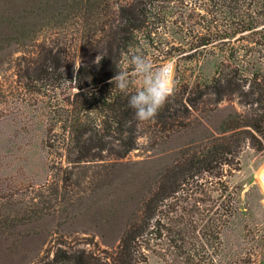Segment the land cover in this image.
<instances>
[{
  "label": "rangeland",
  "instance_id": "374dc122",
  "mask_svg": "<svg viewBox=\"0 0 264 264\" xmlns=\"http://www.w3.org/2000/svg\"><path fill=\"white\" fill-rule=\"evenodd\" d=\"M137 1L0 0V264H72L53 260L60 249L111 257L172 172H183L180 190L156 210L162 232L144 237L139 264H179L171 228L190 232V264H264V24L229 34L252 15L264 19L248 0L235 15L210 0L164 3L168 19L153 38L139 34L124 71L140 89L133 55L169 65L175 89L201 83L180 94L194 104L166 123L139 121L136 146L125 153L113 139L100 158L70 161L61 125L62 107L79 89L71 76L118 40L122 8ZM197 7L216 11L225 38L193 47L203 30ZM54 56L63 78L43 81L37 68ZM211 155L213 164L192 161Z\"/></svg>",
  "mask_w": 264,
  "mask_h": 264
},
{
  "label": "trees",
  "instance_id": "16d2710c",
  "mask_svg": "<svg viewBox=\"0 0 264 264\" xmlns=\"http://www.w3.org/2000/svg\"><path fill=\"white\" fill-rule=\"evenodd\" d=\"M155 1V2H154ZM138 0L137 2H129L122 8V17L124 22L120 27L121 34L118 40H109L106 44V49L100 57V62L93 64H81L76 70L75 75L71 78L75 82L73 88H79L77 91H72L69 95L66 105L63 110L67 115H64V124L61 128L65 132L67 152L73 157L70 161H90L100 158V152L110 148L113 139L119 142L122 152L125 153L133 149L136 145V130L139 120L135 118L134 110L129 107L128 100L132 94L139 90L135 80H129L130 87L127 92L116 87V81H109L120 74V70H124V56L128 55L132 48L139 43L141 32H145L146 36L153 38L155 26L164 25L168 19V8L164 3L177 1L185 3L183 0ZM244 1L247 0H210L211 4L222 6L228 9L229 13L239 14V9L244 6ZM150 3V7L148 6ZM247 4V3H246ZM160 6V7H159ZM248 7L251 8L252 14L264 16V0H248ZM198 14L201 15L200 21L202 34L200 40L193 44V47L207 46L214 41L225 38L227 31L218 25V18L215 16L214 9L197 7ZM217 21V22H216ZM240 22H237V26ZM261 24H264V19L258 20L252 15L249 22L236 27L232 32L245 31L253 29ZM215 26L219 33L212 36L210 31ZM53 63L43 62L40 68H37L39 78L43 81L57 80L61 81L64 72L61 70V59L54 56ZM54 64V65H52ZM231 81L230 78L227 79ZM217 81H220L217 79ZM221 82H219L220 84ZM201 83L193 84L190 82L181 83L176 88L174 94L169 97L168 102L160 110L154 119H159L167 122V118L176 115L180 111L189 110L193 100L184 98L180 94L185 91L201 90ZM72 88V89H73ZM181 89V90H180ZM183 92V93H182ZM73 96V97H71ZM58 124H52L50 131H55ZM52 146V145H51ZM217 159L213 155L207 158L199 156L193 158V162L206 165L213 164ZM185 170V169H184ZM183 172H172L165 178V183L158 190L152 193L144 202L143 209L136 220L128 227L126 233L122 237L120 244L115 254L111 257L101 258L86 250L75 252H66L62 249L58 250L54 256V261L60 263V257H67L72 264H139L147 260L145 255L146 244L144 237L155 231L162 232L160 227L156 230L157 225H161V219H155L156 210L161 202L171 200L180 190L181 181L179 179ZM181 180V179H180ZM164 203V202H163ZM162 203V204H163ZM183 224L185 226L183 216ZM160 229V230H159ZM170 244L175 248L176 262L179 264H190L191 257L185 255L184 239L189 237L190 232L184 229L177 231L170 229ZM168 234V233H167ZM175 234V235H174ZM177 235V236H176ZM148 244V243H147ZM187 257V258H186ZM185 258V259H184ZM49 264V263H45Z\"/></svg>",
  "mask_w": 264,
  "mask_h": 264
},
{
  "label": "clouds",
  "instance_id": "9594fccd",
  "mask_svg": "<svg viewBox=\"0 0 264 264\" xmlns=\"http://www.w3.org/2000/svg\"><path fill=\"white\" fill-rule=\"evenodd\" d=\"M95 62L98 64L100 57H97ZM131 63L134 69L144 76V80L143 86L130 96L129 107L134 110L135 118L139 121L154 119L174 94V70L169 65L154 68L152 61L142 54L133 55ZM76 69H79L78 65ZM116 81H120L116 87L127 92L130 82L124 70H120V74L114 76L109 83Z\"/></svg>",
  "mask_w": 264,
  "mask_h": 264
},
{
  "label": "bare ground",
  "instance_id": "6f19581e",
  "mask_svg": "<svg viewBox=\"0 0 264 264\" xmlns=\"http://www.w3.org/2000/svg\"><path fill=\"white\" fill-rule=\"evenodd\" d=\"M257 160H259V159H257ZM263 174H264V172H263Z\"/></svg>",
  "mask_w": 264,
  "mask_h": 264
}]
</instances>
